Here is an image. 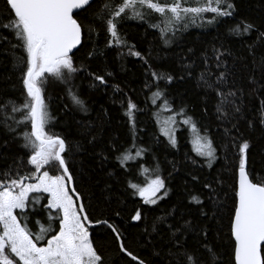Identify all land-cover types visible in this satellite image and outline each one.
Here are the masks:
<instances>
[{"label": "trees", "instance_id": "1", "mask_svg": "<svg viewBox=\"0 0 264 264\" xmlns=\"http://www.w3.org/2000/svg\"><path fill=\"white\" fill-rule=\"evenodd\" d=\"M119 2L112 0L113 7ZM230 2L233 4L230 17L219 18V22L211 25L198 19L195 24L189 22L187 28L181 22L176 25L175 32L168 31L163 38V25L151 26L159 22L158 14H146L143 20L125 19L118 24L119 35L127 42L123 48L106 47L109 36L104 24L96 20L91 38L76 52L77 65L83 64L87 71L76 74L70 82L71 91L84 101L87 111H81L72 103L67 91L69 85L53 82L50 78L44 87L45 103L53 118L46 131L60 135L66 141L68 151L65 155L74 177L73 187L83 196L81 202L89 218L93 221L107 219L114 223L125 238L126 248L145 259L147 264H161L160 256L153 255V251L165 255L168 245L164 241L169 236L167 225H182L184 221L203 228L209 242L220 253L221 264H230L234 241L230 238L229 219L233 210L232 186L238 168V149L231 147L232 136L242 134V139L249 142L246 170L254 182H264V125L259 122V110L264 101V60L261 59L264 57V42L254 44L256 29L264 31V0ZM104 3L105 0L92 1V8L84 14L89 21L93 19L92 13L98 10L97 6L102 7ZM193 4L194 0H189V5ZM4 7L3 0H0V12ZM128 15H132L131 11ZM211 16V13H205L204 21ZM5 22L0 18V23ZM245 24L255 25V28L242 35L230 32L237 26L242 31ZM2 35L7 39H0V105H4L0 108V174L9 167L15 172L21 156H24V167L20 170L24 173L31 166L26 165V150L20 147L23 141L4 129L5 122L13 123L12 117L20 119L19 113L12 112V102L19 106L24 99L22 69L14 64L11 55L13 51L19 55V50L9 46V41L15 43L10 31H3ZM128 46L141 52L152 70L163 73L165 79L152 81L145 71L148 65L140 57L127 55ZM214 49L224 53V59L232 69L229 85L222 90L227 92L232 88L236 91L233 105L240 107L241 112L234 114L233 105L225 104V108L230 117L240 116L238 121L234 118L230 122L217 119L221 98L198 84L206 56L212 57L214 66ZM118 51L123 55L117 56ZM88 52H93L94 56L89 58ZM193 62V68L185 67ZM89 73L105 76L107 85H100ZM168 75L173 77L170 82L166 79ZM250 77L255 83L250 81ZM113 85H118L119 91ZM155 92L161 93L157 103H153L158 99L153 96ZM128 100L137 106L134 128L125 115ZM170 116L175 117L172 128L176 124L182 128L177 133L175 147L161 133L164 126L161 120ZM188 117L196 124L201 137L207 129V136L218 148L211 166L206 158L193 150L194 132L190 125L182 123ZM248 120H252V127H249ZM233 124H237L239 133L232 129ZM225 128L232 129L227 137L223 135ZM23 130L17 128V131ZM27 130L30 131V125ZM93 137L94 141L89 143ZM77 144L80 146L78 152L73 147ZM125 149L133 156L139 149H143L144 154L136 162L130 160L120 167L116 157ZM50 174H55V170L51 169ZM155 174L164 178L167 196L156 205H146L129 185L143 186L146 179ZM206 182L216 188L219 203L223 205L215 220L201 216L200 205L191 200L196 196L205 205H211L206 198L208 189L203 188ZM137 210L142 213V219L132 221L131 216ZM204 211L207 212L208 208L205 207ZM158 217L164 218L163 225ZM154 224L162 235L153 231ZM29 227L34 232L39 230L31 222ZM89 232L105 264H136L120 253L110 229L96 225L89 228ZM186 239L190 247L197 245L194 234H189Z\"/></svg>", "mask_w": 264, "mask_h": 264}, {"label": "snow or ice", "instance_id": "2", "mask_svg": "<svg viewBox=\"0 0 264 264\" xmlns=\"http://www.w3.org/2000/svg\"><path fill=\"white\" fill-rule=\"evenodd\" d=\"M3 2L5 7L0 12V18L6 22L0 23V39H7L2 35L3 31L12 33L15 43L9 41V46L19 50V55L15 51L11 55L14 64L22 69L21 83L24 94L23 102L19 106L12 102V112L19 113L20 119L12 117L13 123L5 122L4 129L13 133L14 138L22 139L20 147L26 150V165H30L31 169L21 172L20 169L24 167V156H21L18 158L15 172L9 167L0 174L3 176L0 179V264H105L104 257L98 253L94 241L90 239V225L110 229L120 253L130 257V261L136 264H147L145 259L126 248L123 243L125 238L114 223L107 219L93 221L89 218L87 209L81 202L83 196L72 187L75 181L65 155L68 151L66 141L60 135L46 131V126L53 118L45 103L44 87L50 78L53 82L69 85L67 91L72 103L81 111H87L84 101L71 91L70 82L76 74L87 71L83 64L77 65L76 52L91 38L96 20L104 24L109 36L106 47L123 48L127 46V42L121 39L118 24L125 19L143 20L146 14H158L159 22L151 26L163 25V38L164 33L175 32L176 25L181 22L187 28L189 22L195 24L198 19L211 25L219 22V18L230 17L233 4L230 0H194L193 5H189V0H120L113 7L112 0H105L102 7L97 6L98 10L92 13L93 19L89 21L84 14L92 8V0ZM129 11L131 16L128 15ZM205 13L212 14L207 21H204ZM254 28L255 25L245 24L242 31L237 26L231 28L230 32L242 35ZM256 31L254 44L264 42V31ZM167 42L165 40V43ZM120 55L123 53L118 51L117 56ZM127 55L140 57L144 64L148 65L141 52L133 50V46H128ZM87 56L92 58L94 53L88 52ZM213 56L214 66L212 57L206 56L203 60L204 67L199 72L198 84H202L205 89L213 91L221 98L217 106V112L220 113L217 119L230 122L234 118L238 121L241 117H230L225 108V104L233 105L232 98L236 97V91L232 88L227 92L222 90L229 85L232 69L219 49L213 50ZM261 59L264 60V57ZM194 66L195 62L185 67L191 69ZM145 71L152 81L165 79V75L152 70L151 65H148ZM89 75L100 85H107L105 76L95 73ZM107 75L110 76L111 73ZM166 79L170 82L173 77L168 75ZM249 79L255 83L251 77ZM232 83L234 84V81ZM148 86L146 83V87ZM112 87L119 91L118 85ZM153 96L159 98L161 93L155 92ZM3 107L4 105H0V108ZM136 108V104L128 100L125 115L133 128ZM240 112V107L233 105V113ZM180 114H183V109ZM259 117L260 124L264 125V101L261 102ZM182 123L190 125L191 131L196 133L192 141L193 150L198 156L205 157L211 166V162L216 159L218 148L207 136V129L206 134L201 137L190 117L185 118ZM247 123L252 127V120ZM174 124L175 117L170 116L161 128V133L168 138L172 147L177 143L172 128ZM29 125L30 131L27 130ZM17 128L24 130L17 131ZM232 129L239 133L237 124H233ZM232 129L225 128L223 135L229 136ZM94 139L95 137L89 143ZM73 147L76 152L80 150L79 144ZM231 147L238 149V168L232 186L233 210L229 219L230 238L234 241L230 264H264V182H254L246 170V150L249 149V142L242 139V134L232 136ZM143 154V149L136 150L134 156L131 151L125 149L116 159L119 166L124 167L125 162ZM51 169L55 170V174H50ZM144 171L147 172L148 169ZM129 186L146 205H156L158 200L167 196L165 180L159 174L146 179L143 186ZM203 188L208 189L206 198L211 201V205H205L196 196L191 197V200L200 205L201 216L215 220L223 206L219 203V193L211 183L206 182ZM158 193L162 194L158 196ZM205 207L208 208L207 212L204 211ZM33 217L38 218L33 221ZM141 219L142 213L139 210L131 216L132 221ZM157 219L161 220L163 225L164 218ZM30 222L39 230L32 231ZM167 229L169 236L164 241L168 245L166 254L161 256L160 252L153 251V255L160 256L161 264H221L220 253L209 242L203 228L192 224L191 221H184L182 225L169 224ZM153 231L162 235L155 224ZM189 234H194L197 238L195 247L188 244L186 237Z\"/></svg>", "mask_w": 264, "mask_h": 264}, {"label": "rangeland", "instance_id": "3", "mask_svg": "<svg viewBox=\"0 0 264 264\" xmlns=\"http://www.w3.org/2000/svg\"><path fill=\"white\" fill-rule=\"evenodd\" d=\"M158 100H159V98L158 99H156V102L155 103H157L158 102ZM182 115V114H181ZM180 115V116H181ZM163 121V122H162ZM161 122L163 123V125H164V122H165V120L164 119H162L161 120ZM174 129V136H175V139H176V141L178 142V138H177V133L179 132V131H181L182 130V128H181V125H175V128H173ZM193 134V133H192ZM195 135H196V133H194L193 134V137H192V141L194 140V138H195ZM166 137V136H165ZM167 138V137H166ZM176 145H177V143H176ZM142 157V156H141ZM141 157H135L133 160H132V162H136L137 160H139L138 158H141ZM205 158V157H204ZM129 162V161H128ZM131 162V161H130ZM215 162V160H213L212 162H211V165L213 164ZM159 194V193H158ZM157 194V195H158ZM140 197V196H139ZM141 198V197H140ZM161 200H158L157 201V204L160 202ZM151 206H153V205H151Z\"/></svg>", "mask_w": 264, "mask_h": 264}, {"label": "water", "instance_id": "4", "mask_svg": "<svg viewBox=\"0 0 264 264\" xmlns=\"http://www.w3.org/2000/svg\"><path fill=\"white\" fill-rule=\"evenodd\" d=\"M93 1V0H92ZM72 187H73V185H72ZM96 225H90L89 226V228H93V227H95Z\"/></svg>", "mask_w": 264, "mask_h": 264}]
</instances>
